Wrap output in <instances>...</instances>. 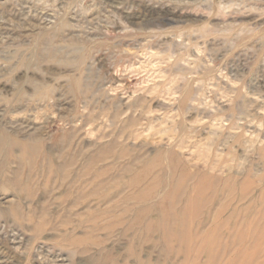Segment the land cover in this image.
Returning <instances> with one entry per match:
<instances>
[{
	"label": "rangeland",
	"instance_id": "obj_1",
	"mask_svg": "<svg viewBox=\"0 0 264 264\" xmlns=\"http://www.w3.org/2000/svg\"><path fill=\"white\" fill-rule=\"evenodd\" d=\"M114 139L122 163L173 147L217 175L193 231L218 205L239 221L264 190V0H0V264H193L146 233L157 211L133 224L126 184L79 185Z\"/></svg>",
	"mask_w": 264,
	"mask_h": 264
},
{
	"label": "bare ground",
	"instance_id": "obj_2",
	"mask_svg": "<svg viewBox=\"0 0 264 264\" xmlns=\"http://www.w3.org/2000/svg\"><path fill=\"white\" fill-rule=\"evenodd\" d=\"M116 145L117 141L114 139L99 146L94 154L86 155L79 185L104 184L111 180L117 184L120 182L126 184L132 190L122 197L123 200L140 204L134 211L133 224L142 222L139 219H145L151 209L157 211V220H146L144 224L146 233L150 235L158 233L164 251L175 252L183 257L184 262L190 261L188 257L195 256L191 259L193 264H221L220 258L226 257V250L228 249L229 252L234 247L233 254H229V259L226 258L224 264L239 262L264 264V240H261V236L264 235V221H260L264 220V190L254 201H247L233 211L240 220L233 222L230 226H227L228 220L220 221L225 208L224 204L213 208L208 215L211 225L202 231L203 235H200V231H193L190 221L197 216V213H201V207L209 205L215 197L217 200V175L212 174L211 170L203 169L202 165L193 164L195 171H192L173 147L158 149L153 154L151 152L152 156L144 160L139 155L130 156L128 161L122 163L120 159L127 153L123 149L119 152L114 151ZM37 152L39 151H34V154H38ZM67 160L65 159L56 170L62 178H67L65 171L68 165H73L76 161L71 157L69 162ZM213 165L206 166L212 168ZM116 166L119 171L127 174L126 178L119 179L121 173L110 175ZM252 182L253 180L250 181L247 174L243 177L238 188L240 200L246 196V190L253 184ZM185 187L189 188L186 192L183 190ZM182 197L183 204L179 209L175 208V203ZM126 209H128L127 205L124 210ZM206 212L209 211L206 210ZM109 225L112 227V224ZM223 228L231 230L232 242L217 241H220L217 234ZM200 236H202L200 243L196 246V239ZM173 239L177 243L175 247L172 245ZM228 245L231 247L229 248ZM217 248L220 249L218 254ZM202 255L205 256V260L199 262L196 257Z\"/></svg>",
	"mask_w": 264,
	"mask_h": 264
}]
</instances>
